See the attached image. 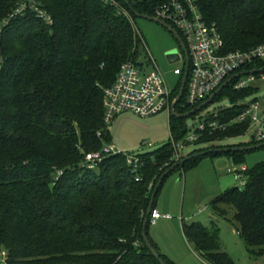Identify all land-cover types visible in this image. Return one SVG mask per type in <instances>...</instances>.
Wrapping results in <instances>:
<instances>
[{
  "label": "trees",
  "instance_id": "obj_1",
  "mask_svg": "<svg viewBox=\"0 0 264 264\" xmlns=\"http://www.w3.org/2000/svg\"><path fill=\"white\" fill-rule=\"evenodd\" d=\"M21 1L0 0V253H6L7 264H159L143 242L142 226L156 183L177 163L171 141L187 135L186 118L170 115L171 141L136 154L135 173L121 154L106 155L93 169L84 163L87 153L111 142L103 89L113 84L123 63L146 55L135 13L154 17L157 1L128 0L127 5L122 0L130 21L100 0H37L51 25L29 10L10 17ZM197 5L203 20L221 34L224 52L264 46V0H197ZM261 69L264 59L242 70ZM256 93V87H225L213 102L225 96L230 106L203 118L206 129L195 132L196 141L187 146L198 148L187 156L244 136L248 121L229 123ZM203 102L178 104L175 112L185 115ZM211 122L227 127L210 130ZM261 143L253 138L227 148ZM245 153L195 157L175 170L216 155L241 165ZM242 174L245 185L217 195L210 207L215 216L233 208V223L249 254L264 257V163ZM149 225L153 248L165 264H173L149 238ZM182 230L205 263L235 264L220 247L218 228L192 222Z\"/></svg>",
  "mask_w": 264,
  "mask_h": 264
},
{
  "label": "rangeland",
  "instance_id": "obj_2",
  "mask_svg": "<svg viewBox=\"0 0 264 264\" xmlns=\"http://www.w3.org/2000/svg\"><path fill=\"white\" fill-rule=\"evenodd\" d=\"M134 23L142 36V47H147L153 59V62H150L146 55L141 56L139 61L143 63V70L150 72L157 67L164 74L168 88L175 91L180 86L181 78L173 75L172 69L175 66L182 68L183 64L179 61L169 63L166 53L172 52L178 57L177 42L164 28L152 21L136 17ZM252 86L256 87L257 93L246 101L256 97L261 103L264 82L256 81ZM180 105L183 103L180 102ZM229 106L230 100L227 97L217 99L196 115L186 118L184 126L189 132L208 112H216ZM263 110L264 105L261 103L260 113ZM169 117L167 111L145 118L130 112L122 113L115 117L109 127V144L125 155L154 152L171 141ZM252 139L253 129H250L242 137L203 147H209L208 150L225 149L227 146L248 144ZM197 148L188 146L181 151V155L185 158ZM261 163H264V148L245 153L241 165L234 164L233 160L225 155L206 156L196 167L175 170L168 175L156 196L155 208L158 210L159 207V212L169 214L171 219L156 221L154 224L150 222L148 228V236L158 252L173 264H207L184 236L182 224L193 222L218 228L220 247L235 264H264V257H252L249 254L243 239L237 233L233 223L234 209L226 207V216H215L210 207L211 201L217 195L240 186V182L235 181L227 170L239 169L242 166L252 169Z\"/></svg>",
  "mask_w": 264,
  "mask_h": 264
},
{
  "label": "built area",
  "instance_id": "obj_3",
  "mask_svg": "<svg viewBox=\"0 0 264 264\" xmlns=\"http://www.w3.org/2000/svg\"><path fill=\"white\" fill-rule=\"evenodd\" d=\"M104 4L120 9L130 21L132 18L127 10L121 5L122 0H100ZM154 18L161 20L171 26L176 32L181 34V39L185 45L188 63L179 48V62L183 67L175 66L172 73L181 78L184 75L186 65H188V76L184 88L183 106L194 107L207 100L226 81L233 76L241 74L232 80L226 87L232 91H241L248 87H253L256 81L264 82V72L257 74H243L242 70L250 66L257 60L264 59V46H257L249 51L224 52V41L221 34L214 25H208L202 18L197 0H156ZM33 11L48 25L52 20L42 10L38 8L37 0H22L20 5L10 15L21 14L25 11ZM136 33L139 31L135 27ZM146 56L153 62L152 55L146 46H143ZM181 83V82H180ZM177 96V95H176ZM174 91L170 90L166 84L164 74L157 67L150 72L143 70V63L137 62L123 63L116 75L113 84L103 89L102 106L104 110L103 120L109 129L115 117L122 113L130 112L138 117H149L162 111H167L171 115V107L175 101ZM181 99V101H182ZM264 105V96L261 97ZM180 101V102H181ZM256 101H246L245 108L232 120L234 123L249 122V129H253V138L257 142L264 141V110L260 113V104ZM178 105V104H177ZM215 112H208L207 115ZM210 130H225L226 125L218 126L217 122H211L207 126ZM206 129L203 118L196 126L187 133L185 138L179 142H172L173 160L178 162L183 151L188 144L196 141L198 134L195 132ZM99 136V134H98ZM121 154L125 157L126 164L135 173L139 168V158L136 154L125 155L118 152L113 145L107 144L99 152L87 153L84 163L88 168L93 169L106 155ZM245 167L228 170L235 181L240 182L239 187L245 185L242 171ZM136 180H139L136 178ZM169 215H162L155 209L151 211L149 222L154 224L159 219H169ZM6 253H0V263L5 262Z\"/></svg>",
  "mask_w": 264,
  "mask_h": 264
},
{
  "label": "water",
  "instance_id": "obj_4",
  "mask_svg": "<svg viewBox=\"0 0 264 264\" xmlns=\"http://www.w3.org/2000/svg\"><path fill=\"white\" fill-rule=\"evenodd\" d=\"M125 4L128 5V0H124ZM135 16L147 21H152L156 24H158L159 26H161L162 28H164L169 34H171L173 36V38L175 39V41L178 43V46L180 48V50L182 51L184 58L186 60V62L188 63V56H187V52H186V48L185 45L182 41V39L180 38V36L178 35V33L176 32V30H174L171 26H169L168 24H166L165 22L158 20L154 17H150V16H146V15H140L135 13ZM166 57L168 59L169 63H175L179 61V56L176 57L174 55V53L172 52H168L166 53ZM264 69L261 70H252L250 72H245L242 73L243 74H257V73H263ZM241 74L235 75L233 76L230 80L226 81L213 95H211L205 102H203L198 108H196L195 110H192L191 112L185 114V115H179L175 112V107L177 104L180 103L183 94H184V88H185V84H186V80H187V76H188V65H186L185 70H184V75L182 77L181 80V85L179 88V91L177 93V96L175 98V101L171 107V116L177 117V118H188L194 114H196L197 112H199L200 110H202L203 108L207 107L208 105H210L213 100L215 99V97H217L221 91L234 79L238 78ZM264 148V143L261 144H257V145H252V146H247V147H238V148H225V149H216V150H206V151H202V152H198L195 153L191 156H187L185 158H183L182 160L178 161L177 163H175L170 169L166 170L161 178L158 180V182L156 183L147 211H146V215L143 221V226H142V239L143 242L145 244V246L147 247V249L150 251V253L153 255L154 258H156L159 262V264H165L164 261L160 258L159 254L156 252V250L153 248L152 244L150 243L147 234H146V227L149 221V217L151 214V211L153 210V204H154V200L155 197L157 195V192L161 186L162 181L164 180V178L172 171H174L176 168L182 166L184 163L188 162L189 160H191L192 158L195 157H200V156H205L208 154H213V153H229V152H249V151H254V150H259Z\"/></svg>",
  "mask_w": 264,
  "mask_h": 264
},
{
  "label": "crops",
  "instance_id": "obj_5",
  "mask_svg": "<svg viewBox=\"0 0 264 264\" xmlns=\"http://www.w3.org/2000/svg\"><path fill=\"white\" fill-rule=\"evenodd\" d=\"M242 167H244V166H242ZM228 171V170H227ZM155 210L156 211H158L159 212V207H158V210L155 208ZM160 213V212H159ZM161 214V213H160ZM162 215H169V214H162ZM170 216V215H169ZM169 219H171V217L169 218ZM169 219H159V220H157V221H160V220H169Z\"/></svg>",
  "mask_w": 264,
  "mask_h": 264
}]
</instances>
